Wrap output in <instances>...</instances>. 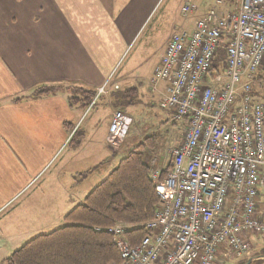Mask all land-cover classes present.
<instances>
[{
    "label": "crops",
    "instance_id": "0c3cea01",
    "mask_svg": "<svg viewBox=\"0 0 264 264\" xmlns=\"http://www.w3.org/2000/svg\"><path fill=\"white\" fill-rule=\"evenodd\" d=\"M159 1L128 0L114 11V0H0V262L64 226L123 157L126 145L114 153L105 141L111 113L144 93L131 81L121 92L128 78L111 74ZM208 10L198 7L185 28ZM104 85L94 105L69 104L72 87ZM41 87L58 90L34 97ZM165 87H156L158 101Z\"/></svg>",
    "mask_w": 264,
    "mask_h": 264
},
{
    "label": "built area",
    "instance_id": "2783aa9c",
    "mask_svg": "<svg viewBox=\"0 0 264 264\" xmlns=\"http://www.w3.org/2000/svg\"><path fill=\"white\" fill-rule=\"evenodd\" d=\"M214 1L231 9H209L190 29L175 31L148 80L153 92L166 83L159 107L187 128L163 178L156 157L150 161L160 207L144 224L147 235L130 246L123 237L128 227L109 230L120 256L112 264H212L221 243L244 259L248 234L264 236L257 211L264 191V104L252 98L254 81L264 79V0ZM196 10L187 2L182 17ZM219 50L224 68L215 69ZM104 92L105 85L91 106ZM129 124L124 112H112L109 148L122 142Z\"/></svg>",
    "mask_w": 264,
    "mask_h": 264
},
{
    "label": "trees",
    "instance_id": "16d2710c",
    "mask_svg": "<svg viewBox=\"0 0 264 264\" xmlns=\"http://www.w3.org/2000/svg\"><path fill=\"white\" fill-rule=\"evenodd\" d=\"M223 61L224 53L219 50L212 67L217 69V64L223 63L224 68ZM57 90L56 87H41L34 90L33 96L55 93ZM78 92L81 96L76 94ZM96 95L97 91L77 87L69 97V104H81L86 108ZM252 98L264 104L262 76L253 83ZM74 136H77V132ZM155 144V135L142 138L139 145L121 158L84 201L65 215L64 226L32 238L0 264L118 263L120 256L115 237L109 230L118 224L128 227L123 237L130 246H136L147 235L144 224L154 218L160 207L150 176ZM168 166L169 170L171 162ZM168 170L162 172L160 177L163 178ZM257 257H264V246L254 256ZM263 261L255 264H262ZM246 263L247 260H242L236 264Z\"/></svg>",
    "mask_w": 264,
    "mask_h": 264
},
{
    "label": "rangeland",
    "instance_id": "374dc122",
    "mask_svg": "<svg viewBox=\"0 0 264 264\" xmlns=\"http://www.w3.org/2000/svg\"><path fill=\"white\" fill-rule=\"evenodd\" d=\"M127 1L114 0L113 10L116 11L122 8ZM187 2H193L197 8L199 7L204 10L211 8L224 11L228 9L225 6H216L214 0H160L147 19L141 24L133 42L128 46L121 61L111 74V77L120 76L123 78L125 76V78H128V81L126 79L127 83L125 80L121 82L122 86L119 88L121 92L126 89L125 87L129 84L128 82L131 81L136 88L139 87L140 91L144 93L141 97L138 96V100L130 96L125 97V105L112 110L113 112L120 109V111L124 112L130 118L126 136L121 143L112 147L113 151L116 153L121 146L126 145L124 152H121L122 154H116V157L125 156L128 150H132L139 145L142 138L155 135L156 144L154 150H152V154L156 157L160 175L162 172L168 170V164L174 148L183 142L187 124L182 120H172L170 113L159 107L157 94L151 90L148 78L151 77L152 69L155 66L154 62L161 54L159 50L169 30L177 31L185 28V23L189 22L197 13L196 10L189 17H182L181 8ZM76 88L72 87L71 92L74 93ZM76 94L81 96L80 92ZM148 95H150L151 99L148 98ZM111 96L113 95L111 94L108 98ZM133 101L135 106L130 108L128 104ZM102 103L99 100L97 105L99 115H101L103 110ZM257 203L258 214L264 218V191L257 197ZM247 240L251 242V250L247 258H253L264 246V236L257 237L256 235L248 234ZM247 258H234L229 253L226 243H221L218 246L212 264H236L242 260H248ZM255 262L258 261H254L251 264H255ZM262 264H264V261Z\"/></svg>",
    "mask_w": 264,
    "mask_h": 264
},
{
    "label": "water",
    "instance_id": "95a60500",
    "mask_svg": "<svg viewBox=\"0 0 264 264\" xmlns=\"http://www.w3.org/2000/svg\"><path fill=\"white\" fill-rule=\"evenodd\" d=\"M259 260H264V257H257V258H250L247 260V263L246 264H251L252 262L254 261H259Z\"/></svg>",
    "mask_w": 264,
    "mask_h": 264
}]
</instances>
